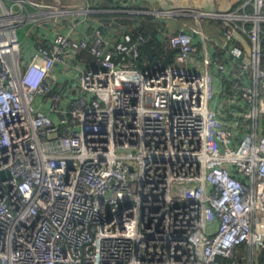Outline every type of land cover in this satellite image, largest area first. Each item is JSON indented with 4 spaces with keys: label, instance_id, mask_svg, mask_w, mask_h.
Instances as JSON below:
<instances>
[{
    "label": "built area",
    "instance_id": "1",
    "mask_svg": "<svg viewBox=\"0 0 264 264\" xmlns=\"http://www.w3.org/2000/svg\"><path fill=\"white\" fill-rule=\"evenodd\" d=\"M191 1L179 64L140 69L88 5L0 0V264H256L264 0Z\"/></svg>",
    "mask_w": 264,
    "mask_h": 264
},
{
    "label": "trees",
    "instance_id": "2",
    "mask_svg": "<svg viewBox=\"0 0 264 264\" xmlns=\"http://www.w3.org/2000/svg\"><path fill=\"white\" fill-rule=\"evenodd\" d=\"M234 7L235 5L232 8ZM91 17L101 24L105 35H120V32L122 31H132L131 37L133 41L137 40L139 36H142L141 40L138 39L140 41L137 48L138 56L133 59L140 69L155 67L156 64H160L161 66L179 64L176 61L177 49L170 48L167 45L166 34L165 36L162 34V24L153 14L116 11L93 13L91 14ZM208 21L210 24L216 25L218 28L223 25L222 20ZM258 227L261 231L262 246L255 257V263L264 264V216L258 220ZM241 250L244 252V247L241 248ZM227 260L228 259H224L223 264H227Z\"/></svg>",
    "mask_w": 264,
    "mask_h": 264
},
{
    "label": "crops",
    "instance_id": "3",
    "mask_svg": "<svg viewBox=\"0 0 264 264\" xmlns=\"http://www.w3.org/2000/svg\"><path fill=\"white\" fill-rule=\"evenodd\" d=\"M52 1L55 2V0H52ZM63 1L67 5L70 4L71 6H76V7H85L86 5H88L92 9H95L94 13H101V12H116V11L120 12L121 9H119V8L125 7V1L126 0H63ZM181 2H184V0H134L133 2L132 1L129 2V6H130V8H133L136 10L149 11V12H144L141 14H153L161 22L162 34L165 36V34L167 35L168 33H170L168 31L169 30L168 25H170V24L167 23L166 19L171 18L169 16L168 12H166V11L169 9H173V8L178 7V5H181ZM230 2H231V0H208L207 2H206V0H201L199 2L196 1L195 3L197 5H203L208 9H222V8H226L228 6V3H230ZM157 4L161 5L163 11L154 9L155 5H157ZM166 7H170V8L167 9ZM153 11H154V13H153ZM160 13H162V14H160ZM174 17H177V16H174ZM182 18L183 19H180L178 16L177 19H179L181 21H177L175 19L176 21L174 24H172L173 22H171V25H175V24L178 25L176 27L175 31H178L180 29H187L191 32H194V31H192V26H193V24L196 23L195 20L193 21V24L191 25L190 22L188 21L189 19H187V17H182ZM209 20H221V19H209ZM201 26H202V30H204V33L207 35L208 40L219 38V34H220L219 29L221 27L218 28V27H216V25H213L210 23L206 24L205 27L203 24ZM207 28H208V30H207ZM197 38L199 40L198 36H197ZM92 58L93 57L91 55L87 54V56H85L81 65L84 66L85 64L90 63L92 61ZM83 63H84V65H83Z\"/></svg>",
    "mask_w": 264,
    "mask_h": 264
},
{
    "label": "rangeland",
    "instance_id": "4",
    "mask_svg": "<svg viewBox=\"0 0 264 264\" xmlns=\"http://www.w3.org/2000/svg\"><path fill=\"white\" fill-rule=\"evenodd\" d=\"M61 1H63V0H61ZM189 1L190 0H184V2H181V5H178V7L173 8V9H169L170 7H166L167 9H169L166 12H168L169 16L171 17V18H167L166 19L167 23L170 24V25H168V27H169V30L168 31L169 32H174L175 29H176V27L178 26L177 24L171 25V22H173L172 24H174L176 20L177 21H181V20L177 19L178 16H179L180 19H183L182 17H187V19H189L188 21L190 22V24L191 25L193 24V21L196 19V17L193 15V11H194V4L193 3L194 2L193 1L189 2ZM196 1L199 2L201 0H195V2ZM190 4H191V7L188 8L187 6H189ZM154 9H157V10H160L161 11L162 10V7H161L160 4H157V5H155V8ZM153 13H154V11H153ZM179 13H181V14L186 13V15H181ZM160 14H162V13H160ZM174 16H177V17H174ZM206 19H208V18H203L202 19V24H204V27L206 26V24L209 23V21H208L209 19L208 20H206ZM192 28L196 29L197 28V25L196 24H193ZM19 38L21 39V41H23L24 38H25V32H23L21 29H19Z\"/></svg>",
    "mask_w": 264,
    "mask_h": 264
},
{
    "label": "bare ground",
    "instance_id": "5",
    "mask_svg": "<svg viewBox=\"0 0 264 264\" xmlns=\"http://www.w3.org/2000/svg\"><path fill=\"white\" fill-rule=\"evenodd\" d=\"M31 23V22H30Z\"/></svg>",
    "mask_w": 264,
    "mask_h": 264
}]
</instances>
